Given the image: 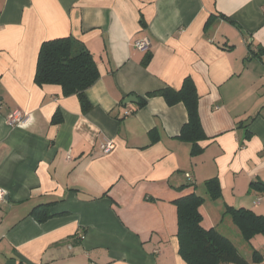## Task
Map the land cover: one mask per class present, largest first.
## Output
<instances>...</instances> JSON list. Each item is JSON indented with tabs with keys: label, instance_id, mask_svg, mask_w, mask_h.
<instances>
[{
	"label": "crops",
	"instance_id": "crops-1",
	"mask_svg": "<svg viewBox=\"0 0 264 264\" xmlns=\"http://www.w3.org/2000/svg\"><path fill=\"white\" fill-rule=\"evenodd\" d=\"M67 37L98 69L87 113L34 83L41 44ZM143 39L148 52L133 47ZM187 77L206 135L196 156L177 138L184 106L145 97ZM15 110L24 126L7 123ZM252 182H264V0H0V264H185L173 202L190 194L202 228L264 264V235L246 242L226 213L264 217Z\"/></svg>",
	"mask_w": 264,
	"mask_h": 264
},
{
	"label": "trees",
	"instance_id": "trees-1",
	"mask_svg": "<svg viewBox=\"0 0 264 264\" xmlns=\"http://www.w3.org/2000/svg\"><path fill=\"white\" fill-rule=\"evenodd\" d=\"M150 60L147 53L144 60L146 66ZM99 79L96 63L90 52L71 37L45 41L41 44L37 55L34 83L41 87L56 85L64 96L75 95L82 113H87L91 105L86 97V90ZM162 97L168 106L182 104L187 113V121L180 129L178 139L190 144L191 156L202 152L198 143L206 139L198 112V94L190 77L183 80L178 90L164 88L146 94V98ZM140 99L138 106L145 104ZM62 117L56 112L52 124H59ZM211 198L220 196L217 179L205 182ZM252 190L264 195V182H252ZM203 199L196 194L181 197L173 202L176 207L178 254L185 264H250L236 249L230 240L222 236L217 230H205L201 226L202 216L199 208ZM44 208L38 217V222H44L51 215L47 206H39L35 210ZM37 211L35 214H38ZM234 225L238 228L242 238L249 242L256 235H264V217L245 209L227 208V212ZM262 255L253 250L251 263L260 264Z\"/></svg>",
	"mask_w": 264,
	"mask_h": 264
},
{
	"label": "built area",
	"instance_id": "built-area-1",
	"mask_svg": "<svg viewBox=\"0 0 264 264\" xmlns=\"http://www.w3.org/2000/svg\"><path fill=\"white\" fill-rule=\"evenodd\" d=\"M133 47L137 49L140 52H148L150 48V43L147 39H143L140 41H136L133 43ZM7 123L11 126L19 127V126H24L28 120L29 117L25 116L23 113H21L18 110L13 111L8 117H7ZM113 149L112 143L106 141L103 144L100 145V150L103 154H109ZM189 180H191V177L188 176ZM6 199L5 194L0 191V204L4 202Z\"/></svg>",
	"mask_w": 264,
	"mask_h": 264
},
{
	"label": "water",
	"instance_id": "water-1",
	"mask_svg": "<svg viewBox=\"0 0 264 264\" xmlns=\"http://www.w3.org/2000/svg\"><path fill=\"white\" fill-rule=\"evenodd\" d=\"M125 103H128V104L137 103V100L134 97H128L125 100Z\"/></svg>",
	"mask_w": 264,
	"mask_h": 264
},
{
	"label": "rangeland",
	"instance_id": "rangeland-1",
	"mask_svg": "<svg viewBox=\"0 0 264 264\" xmlns=\"http://www.w3.org/2000/svg\"><path fill=\"white\" fill-rule=\"evenodd\" d=\"M241 243H244V241H243V240H240V244H241Z\"/></svg>",
	"mask_w": 264,
	"mask_h": 264
}]
</instances>
